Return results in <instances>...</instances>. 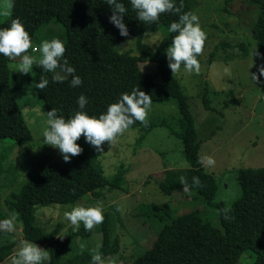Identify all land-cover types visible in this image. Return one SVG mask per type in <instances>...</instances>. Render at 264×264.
<instances>
[{"label": "trees", "instance_id": "1", "mask_svg": "<svg viewBox=\"0 0 264 264\" xmlns=\"http://www.w3.org/2000/svg\"><path fill=\"white\" fill-rule=\"evenodd\" d=\"M246 1L256 6L250 31L260 54L264 56V0ZM122 2L128 9L124 23L128 35L134 38L133 53L116 49V44L124 37L119 34V29L109 23L111 10L103 0H12L11 14L0 22V28L9 27L13 19H18L32 39L41 26L51 20L63 27L64 33L59 40L66 49L64 59L75 68V74L81 78L82 84L71 87V76L66 74L61 75L66 76L62 83H54L52 80L57 74L46 72L34 64L32 89L41 98L46 112L55 108L58 115L67 119L80 111L77 98L83 94L88 100L83 111L89 116L99 117L122 93H131L136 87L150 95L154 102L167 98L173 100L178 112V129L172 128L170 131L182 141V151L189 167L183 173L174 170L172 176L178 178L171 184L166 183L168 178L164 169L158 187L168 195L183 188L180 178L185 177L190 189L203 196L209 206L218 208L220 227L206 220L199 209L179 213L160 226L150 244L130 264H238L247 248L255 254L252 264H264V166L243 167L237 171L240 193L229 205L216 198L217 181L200 163L201 144L194 114L178 81L171 74L166 58L165 50L175 35L169 32V25L178 20V16L165 13L156 23L143 24L136 19L129 0ZM174 2L179 6L181 0ZM182 11L192 12L190 0H183ZM161 25L166 28V32L151 47L143 40V35L155 31ZM214 53L213 48L209 58ZM143 61L154 62L156 69L153 74L142 70ZM41 78L49 81L42 92L36 88ZM203 102L206 108H212L207 92L203 95ZM156 123L153 116H147L145 123L134 122L131 126H138L140 140ZM158 123H162V120ZM0 137L14 138L17 143L32 138L31 129L16 100L9 59L3 55H0ZM77 144L83 151L72 157L71 163H41L39 168L27 171L24 174L25 181L5 199L9 212L1 208L0 196V219L10 218L12 213L21 223L24 240L47 245L51 260L46 264H90L94 251L107 257L117 247V238L110 241L111 218L108 210L103 211L104 220L99 226L101 240L97 248L78 249L63 260L60 258V247L76 236L85 237L89 231H85L81 224L79 231L70 230L60 239L57 235L61 226L59 221L50 228L35 222L34 209L37 205L74 203L82 195L88 200L103 198L107 190L111 191L121 185L123 168L117 169L111 177H106L99 165L100 153L86 143L83 136ZM4 170L0 162V179ZM194 176L199 177L201 187H191ZM166 205L162 203L152 207L159 209ZM226 209L230 217L227 220L224 218ZM17 241V237L2 240L0 264L14 254Z\"/></svg>", "mask_w": 264, "mask_h": 264}, {"label": "rangeland", "instance_id": "2", "mask_svg": "<svg viewBox=\"0 0 264 264\" xmlns=\"http://www.w3.org/2000/svg\"><path fill=\"white\" fill-rule=\"evenodd\" d=\"M190 2L192 13L198 16L200 27L207 35L203 54L198 56L201 68L199 74H188L181 65L180 72L172 75L194 114L201 158L208 156L215 160L214 167L205 168L217 181L216 198L229 205L240 193L237 171L243 167L264 166V76L259 75L264 56L252 55L259 49L250 31L256 6L246 0ZM6 4L7 0H0V22L11 14L12 6L7 7ZM5 12L9 14L5 15ZM165 32L166 28L161 25L155 31L145 33L143 40L153 47ZM63 33V27L51 20L41 26L31 39L34 47L26 54L39 59L40 54L34 49L44 40L60 39ZM213 48L215 53L209 58ZM116 49L135 52L134 38L131 35L122 38ZM16 63L9 60L11 77L16 100L31 129L32 138L17 143L14 138L0 137V162L5 169L0 179V196L1 208L5 212H9L5 205L6 197L21 186L27 171L39 168L41 163H64L58 149L43 145L46 111L41 98L32 89L33 68L31 73L21 75L14 72ZM141 68L151 74L156 69L152 61L141 62ZM54 73L65 75L58 69ZM251 74H256L260 82H253ZM205 92L211 109L204 106ZM148 116H153L157 123L143 134L142 139L138 140V126H131L113 146L105 142L103 153L99 155V165L106 177L123 168V181L119 187L107 190L103 198L88 200L82 195L74 203L37 205L35 222L50 228L59 221V237L72 230L64 219V213L73 207L99 206L103 211L108 210L110 241L117 238L118 243L113 254L103 257L106 264H130L150 244L164 222L191 209H199L206 220L220 227L218 208L209 206L195 190L179 188L168 195L160 191L158 182L163 178L164 169L168 178L166 183L171 184L178 178L172 176L174 170L183 173L189 163L182 151V141L170 131L178 129V112L173 100L153 101ZM160 120L162 123H158ZM162 203L167 205L159 209L152 207ZM10 214V218H15ZM14 223L15 231L0 233V243L17 237L15 254L25 240L21 235L20 221L15 218ZM99 226L85 237L76 236L60 247V258L66 259L81 246L97 248L101 240ZM32 243L48 250L47 245ZM254 256L253 251L247 248L238 264H252ZM1 264H11V256Z\"/></svg>", "mask_w": 264, "mask_h": 264}, {"label": "clouds", "instance_id": "3", "mask_svg": "<svg viewBox=\"0 0 264 264\" xmlns=\"http://www.w3.org/2000/svg\"><path fill=\"white\" fill-rule=\"evenodd\" d=\"M103 3L110 7L111 15L109 23L119 29V34L128 36V29L124 23L127 14V7L122 0H103ZM129 5L143 24H153L159 21L160 16L165 13H172L178 16V20L169 25V32L175 33L171 44L166 48V58L171 74H178L183 65L184 71L188 74H199L200 62L198 56L203 54L206 33L201 29L199 18L192 12H183V0L179 6L174 0H129ZM7 7L12 6V0H7ZM5 15L9 13L5 12ZM33 48L31 37L18 19H13L9 27L0 28V55L9 60L17 61L14 72L21 75L31 73L33 65L42 68L46 72H55L59 69L66 76H71L70 86L78 87L82 84L81 78L75 74V68L69 66L64 59L66 51L64 43L59 39L44 40L34 50L38 51L40 58L26 54ZM253 56H260L255 51ZM259 75L264 76V65L259 67ZM66 76L55 75L52 82L62 83ZM253 82L258 81L256 74H251ZM46 78H41L36 88L39 91L48 85ZM152 98L145 94L139 87L133 88L131 93H122L119 99L111 103L105 113L99 117L89 116L83 109L88 100L83 94L77 98V105L80 111L75 112L71 117L65 118L58 115V110L52 108L46 112L45 127L43 129V145L58 149L65 163H71V158L80 155L83 149L77 141L84 137L85 142L93 146L97 153H103L102 145L107 142L113 146L119 136L123 135L134 122L145 123L148 113L151 110ZM200 163L206 167H214L215 160L212 157H202ZM184 191L189 190V183L185 177L180 178ZM191 187H201L199 177H192ZM225 210L224 218L230 219ZM64 219L69 222L72 231H79L83 224L85 231H91L97 225L103 223V209L99 206L84 207L77 205L70 211L64 213ZM15 218L0 220V231H15ZM65 235L59 236L63 239ZM83 250V246H81ZM51 254L48 250L40 248L36 244L23 241L22 247L11 256V264H46L50 262ZM90 264H106L103 255L94 251Z\"/></svg>", "mask_w": 264, "mask_h": 264}]
</instances>
